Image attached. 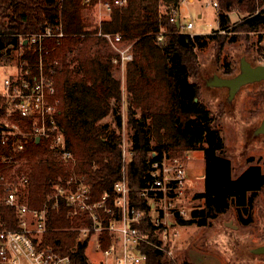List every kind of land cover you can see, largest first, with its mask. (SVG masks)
Here are the masks:
<instances>
[{"label":"trees","instance_id":"1","mask_svg":"<svg viewBox=\"0 0 264 264\" xmlns=\"http://www.w3.org/2000/svg\"><path fill=\"white\" fill-rule=\"evenodd\" d=\"M166 1L174 6L180 3V0ZM159 2L128 0L100 26H90L83 19L86 8L81 0H0V60L9 59V52L3 49L15 43L19 35L38 32L60 17L64 32L70 36L55 46L45 63L54 70L56 122L63 130L66 148L77 160L76 173L86 177L91 197L96 199L110 193L120 178L123 102L134 151L126 169L130 186L144 185L142 176L149 151L172 155L201 151L203 190L193 195L201 205L193 206L188 218L178 219V224L205 227L233 206L240 223L247 225L257 193L264 192V172L258 164H249L233 173L215 118L199 100L198 86L189 78L195 49L217 40L220 32L264 29V0H218L214 34L192 36L180 33L178 25L170 22L169 9L159 14ZM232 11H237L241 19L230 27ZM160 28L163 39L158 42L156 34ZM99 29L119 33L125 44L132 45V60L124 64V87L112 72L114 64H118L113 62L116 53L96 36ZM53 45L52 42L49 47ZM109 115L115 128L103 122ZM46 154L40 146L32 148L30 207L41 205L58 178L70 174V168L55 159L45 161ZM48 215L50 231L44 235L43 243L61 255L70 256L73 264H89L85 254L87 241L77 246L74 243L77 231L72 229L81 225L80 220L68 217L62 207ZM105 235H101L102 239ZM101 246H106L105 241ZM145 250L147 264H172L160 249L147 246Z\"/></svg>","mask_w":264,"mask_h":264},{"label":"built area","instance_id":"2","mask_svg":"<svg viewBox=\"0 0 264 264\" xmlns=\"http://www.w3.org/2000/svg\"><path fill=\"white\" fill-rule=\"evenodd\" d=\"M127 1L81 0V4L97 13L100 25ZM181 3L174 6L160 0L158 12L169 9L170 22L178 25L180 33L187 34L193 22ZM212 5L217 7L215 1ZM68 36L59 17L38 32L19 35L15 43L3 49L9 52V59L0 60V264H73L70 256L43 243L44 235L50 231L48 214L61 207L68 217L80 220L81 225L73 229L77 231L75 246L86 241L87 236L94 237L100 264H147L145 247L154 246L170 254L166 246L173 241L172 236L178 235V219L189 216L184 206L186 153L177 156L149 151L142 176L144 185L130 186L126 169L134 151L130 141L123 139L120 178L110 193L92 198L85 175L75 171L77 160L66 148L63 130L56 122L54 70L45 63L46 56ZM96 36L115 51L114 63L124 65L132 60V45L125 44L119 33L99 29ZM162 39L160 28L156 40ZM52 42L54 45L49 47ZM34 145L47 151L45 161L55 159L69 167L70 174L58 178L41 205L30 207ZM103 233L106 235L102 239ZM103 241L105 247L101 246Z\"/></svg>","mask_w":264,"mask_h":264},{"label":"rangeland","instance_id":"3","mask_svg":"<svg viewBox=\"0 0 264 264\" xmlns=\"http://www.w3.org/2000/svg\"><path fill=\"white\" fill-rule=\"evenodd\" d=\"M214 1L218 5V0H184L182 3L180 0L193 22V28L187 30V34H214L218 11V6L212 5ZM84 10L83 19L88 25L100 26L97 13L91 9ZM229 17L230 27L241 19L237 11H232ZM220 33L221 37L214 42L195 49L193 72L189 79L198 86L199 100L215 118L216 126L224 138L225 155L231 161L233 173L242 171L249 164H258L264 172V134L256 132L264 118V81L242 86L232 98L227 89L209 85L214 76L230 78L237 75L242 58L252 66L262 64L264 37L261 39L258 34L264 36V29L259 32ZM231 37L235 38L231 40ZM112 72L124 87L125 65L114 64ZM122 97H125V93ZM120 110L122 126L119 134L121 140L127 141L130 134L123 102ZM103 122L115 128L110 115ZM184 153L187 169L184 206L188 212L193 206L201 205V201L194 200L193 195L203 190L204 166L201 151H180L177 156H183ZM229 222L237 228L227 227L226 223ZM177 231L178 235L172 236L173 241L166 246L172 252H164L172 264H264V254L253 252V249L264 245V192L257 193L251 209V222L247 225L240 223L235 208L231 206L208 226L179 224ZM93 238L86 237L85 254L89 264H100L101 254L96 251Z\"/></svg>","mask_w":264,"mask_h":264},{"label":"water","instance_id":"4","mask_svg":"<svg viewBox=\"0 0 264 264\" xmlns=\"http://www.w3.org/2000/svg\"><path fill=\"white\" fill-rule=\"evenodd\" d=\"M264 81V63L252 66L248 61L242 58L239 62V73L233 77L214 76L209 85L216 88H225L228 95L232 98L235 93L244 85L254 82ZM259 134H264V118L256 130ZM227 227L236 229L232 222L226 223ZM256 254H264V245L253 249Z\"/></svg>","mask_w":264,"mask_h":264}]
</instances>
